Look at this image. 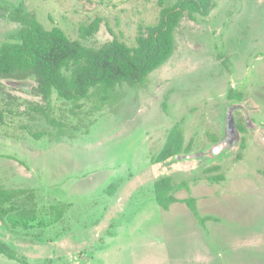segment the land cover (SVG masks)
Wrapping results in <instances>:
<instances>
[{
	"label": "rangeland",
	"instance_id": "374dc122",
	"mask_svg": "<svg viewBox=\"0 0 264 264\" xmlns=\"http://www.w3.org/2000/svg\"><path fill=\"white\" fill-rule=\"evenodd\" d=\"M177 1L0 0V46L19 42L10 15L21 6L97 49L115 38L134 46L160 3ZM214 2L208 17L181 22L174 56L145 87H123L114 108L91 114L89 99L73 110L55 93L52 117L73 139L31 108L44 105L34 79L0 81V185L34 191L40 211L28 230L0 221V238L29 264H264V0ZM176 125L193 151L156 163ZM162 177L187 186L169 210L155 197Z\"/></svg>",
	"mask_w": 264,
	"mask_h": 264
},
{
	"label": "trees",
	"instance_id": "16d2710c",
	"mask_svg": "<svg viewBox=\"0 0 264 264\" xmlns=\"http://www.w3.org/2000/svg\"><path fill=\"white\" fill-rule=\"evenodd\" d=\"M160 4L158 22L140 26L134 46L115 38L97 49L86 48L69 39L59 28L47 30L34 13H25L21 6L10 15V20L21 26L19 42H6L0 46V81L26 82L34 79L36 87L33 92L44 105L30 104L31 108L58 129L59 136L73 139V136H67L64 124L52 117L55 93L59 99L73 104V110H81L83 101L89 99L93 103L91 114L101 112L105 107L114 108L125 96L121 90L123 87H145L149 76L174 56L177 50L176 30L185 18L195 21L196 15L208 17L215 8L214 0H178L172 7ZM99 26L96 22L82 27V38L92 37L99 31ZM7 97L18 101L11 95ZM229 98L236 97L231 93ZM8 112L14 114L11 109ZM0 123H4V111H0ZM238 130L245 131L246 128L239 123ZM218 140L213 137L214 142ZM193 145V141L186 144L180 126L176 125L155 162L164 163L188 155L193 151ZM216 171L219 167L205 170L206 173ZM222 179V176L210 178L211 181ZM186 187L173 184L171 177H162L154 185L157 203L162 209L169 210L178 202L175 193ZM36 198L30 189H7L0 185L1 223L10 224L14 229H30L40 216ZM184 203L192 212L196 211L194 199ZM50 210H56V207ZM64 214L65 209H62L57 216L62 219ZM0 255L19 264H29L1 238Z\"/></svg>",
	"mask_w": 264,
	"mask_h": 264
}]
</instances>
